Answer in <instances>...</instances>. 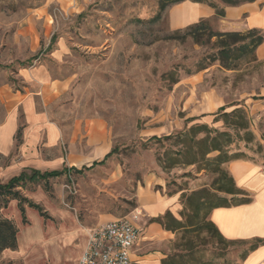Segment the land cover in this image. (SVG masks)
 Returning a JSON list of instances; mask_svg holds the SVG:
<instances>
[{
	"label": "rangeland",
	"instance_id": "obj_1",
	"mask_svg": "<svg viewBox=\"0 0 264 264\" xmlns=\"http://www.w3.org/2000/svg\"><path fill=\"white\" fill-rule=\"evenodd\" d=\"M170 3L0 0V124L7 96L30 98L42 128L49 124L58 130L61 153L68 158L74 155L90 166L103 158L96 152L113 151L103 164L81 174L20 188L42 215L26 203L24 221L20 212L8 210L10 202L0 210V218L10 220L17 230L16 249L2 251L0 264H74L78 248L66 243V235L74 229L87 234L106 219L136 222L142 189L176 199V216L164 215L170 214L180 225L151 248L162 254L161 260L177 255V264L240 261L248 244L217 246L205 228L209 208L219 199L235 202L217 191L229 185L225 179L217 181L211 160L217 152L194 165L167 168V159L177 157L180 148L174 140L142 145L151 137L175 135L188 119L198 118L187 127L207 124L227 130L210 114L221 107L225 113L239 108L253 137L247 141L243 131L238 132L229 145V159L220 168L230 177L227 165L232 161L264 166V60L251 65L238 62L235 70L210 65L215 39L207 42L203 29L194 34L186 27L170 30ZM207 27L219 31L217 19H210ZM17 108L20 131L9 156L0 158V167L19 165L23 159L20 150L30 126L25 124L23 108ZM44 144L40 130L37 149ZM148 223L152 222L146 219L140 224ZM160 226L164 229V224Z\"/></svg>",
	"mask_w": 264,
	"mask_h": 264
},
{
	"label": "crops",
	"instance_id": "obj_2",
	"mask_svg": "<svg viewBox=\"0 0 264 264\" xmlns=\"http://www.w3.org/2000/svg\"><path fill=\"white\" fill-rule=\"evenodd\" d=\"M214 17V9L208 5L188 0L172 5L167 10V24L169 29L174 31ZM217 22L221 32H245L256 29L264 33V0H249L235 7H226L224 17L217 18ZM255 55L258 60H264V42L256 48ZM5 100L7 112L0 124V158L9 156L14 136L19 129L17 107L23 108L25 124L30 126V129L26 143L20 150L22 161L19 165L0 167V183L8 182L22 171L34 170L44 173L61 171L63 168L80 170L82 167H90L92 163L99 162L94 160L90 166H87L84 160L74 155L68 158L61 153L58 130L49 124L42 128V118L34 112L30 98L19 100V96L11 95ZM40 130L44 131L45 144L37 149L36 140ZM109 152L101 150L95 154H100L104 158ZM227 170L235 187L249 197L250 202L214 208L209 212V221L228 242H240L248 246L255 241L260 242L244 258L240 257L237 264H264V166L251 161H232L227 165ZM175 200L174 197L164 198L149 189H142L138 193L137 210L140 216L132 224L140 230L141 239L130 252L129 264H160L162 254L151 248L167 239L170 234L152 220L163 217L166 212L176 216ZM9 209L12 214L20 212L15 201L10 202ZM146 219L152 223L142 226L146 223ZM106 220L108 221L99 225L113 221L115 218ZM66 241L70 246L78 248L74 259V264H77L85 248L87 234L74 229L66 235Z\"/></svg>",
	"mask_w": 264,
	"mask_h": 264
},
{
	"label": "trees",
	"instance_id": "obj_3",
	"mask_svg": "<svg viewBox=\"0 0 264 264\" xmlns=\"http://www.w3.org/2000/svg\"><path fill=\"white\" fill-rule=\"evenodd\" d=\"M171 5L181 3L186 0H169ZM192 2L203 3L214 9L215 19L224 17V9L226 7H235L249 0H217L216 2L206 0H189ZM209 20H200L198 23L190 25L185 28L187 33H196L199 30H207V42L214 38L215 41L212 44L213 51L209 54V64H217L225 70H235L237 63L246 61V64L251 65L258 63V59L255 55L256 48L264 42V33L260 30L251 29L245 32H213L207 27ZM51 38L50 44L53 41ZM208 64V65H209ZM224 107L218 109L214 116V122L222 120L223 127L227 130L219 131L214 128H210L207 124H195L187 127V124L198 119H188L184 122V128L177 132L175 135L165 136L162 139L157 137H151L142 146L147 147L150 142L155 141L156 143L168 140H174L180 148L176 151L177 157H169L167 159V168H170L176 164L183 165H194L205 160V157L213 152H217V155L211 159L216 165L215 172L218 173L219 177L217 181L225 179L229 182V185H221L217 191L227 194L230 196V200L235 202H228L226 199H219V204L209 208L211 211L217 207H231L241 205L250 202V198L247 197L242 191L238 190L231 177H228L227 173L220 168V166L226 163L229 159L228 150L229 145L233 142V137L238 138V132L243 131L247 137L246 140L250 141L253 135L249 130V120L244 115V112L239 108L232 110L229 113H225ZM205 115H202L203 117ZM20 128L17 133H19ZM202 137L198 138L199 135ZM261 139L264 140V132L261 133ZM259 148H261L258 145ZM110 151L104 156L99 162H94L90 167H82L80 170L75 168H63L61 171H52L40 173L34 170L29 172L22 171L17 177L11 178L6 183H0V210L7 207L9 202L16 201L22 220L24 221V207L27 206L37 212L41 213V208L28 201L21 195L19 189L22 188L26 183H39L47 182L50 178H57L64 174L76 173L80 174L84 170H88L96 165L103 164L105 160L112 154ZM152 222L160 225L164 224L165 230H176L180 225V221L174 219L170 214H166L163 217L153 219ZM165 222V223H164ZM208 237L210 239L217 240V246H223L226 244L225 239L220 235L215 226L208 221L205 225ZM17 230L13 223L7 219L0 218V253L4 250H15L17 245L16 240ZM230 243H234L229 241ZM260 244L259 241H255L250 244L246 249L243 250L241 259L251 250L255 249ZM217 249H220L217 247ZM177 255L169 256L166 259L161 260L160 264H177L175 258ZM211 264V263H209ZM226 264V263H224Z\"/></svg>",
	"mask_w": 264,
	"mask_h": 264
},
{
	"label": "built area",
	"instance_id": "obj_4",
	"mask_svg": "<svg viewBox=\"0 0 264 264\" xmlns=\"http://www.w3.org/2000/svg\"><path fill=\"white\" fill-rule=\"evenodd\" d=\"M141 233L132 222L115 219L90 229L77 264H129L132 248Z\"/></svg>",
	"mask_w": 264,
	"mask_h": 264
}]
</instances>
